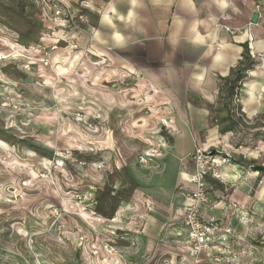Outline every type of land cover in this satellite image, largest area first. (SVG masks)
<instances>
[{
  "label": "rangeland",
  "instance_id": "1",
  "mask_svg": "<svg viewBox=\"0 0 264 264\" xmlns=\"http://www.w3.org/2000/svg\"><path fill=\"white\" fill-rule=\"evenodd\" d=\"M102 3L0 0V264H171L138 235L150 205L135 175L178 108L114 43ZM252 4L264 30V0ZM237 90L220 150L244 172L208 188L245 222L223 264H264V174L251 168L264 164V110L248 118Z\"/></svg>",
  "mask_w": 264,
  "mask_h": 264
},
{
  "label": "crops",
  "instance_id": "2",
  "mask_svg": "<svg viewBox=\"0 0 264 264\" xmlns=\"http://www.w3.org/2000/svg\"><path fill=\"white\" fill-rule=\"evenodd\" d=\"M107 1L100 8L104 10L102 25L110 28V37L118 47L125 45L135 69L159 78L170 102L178 108L165 119L168 126L158 141L140 152L158 147L161 155L136 170L138 192L150 205L146 224L138 235L156 254L171 251V258L165 257L171 264H191L183 216L192 203L185 194L195 189L190 181L195 146L224 154L220 150L224 133L219 125L226 117L219 111L224 86L264 51V30L251 21L256 13L253 0ZM224 25L242 31L231 35ZM240 94L248 118L263 112L264 63L243 79ZM243 165L237 159L224 164L223 181H236L244 172L240 169ZM255 166L264 164L251 165L255 172L264 174ZM211 189L212 185L202 215L217 226L212 228L204 256L207 264H223L227 243H233L245 222L231 206L234 197L215 199Z\"/></svg>",
  "mask_w": 264,
  "mask_h": 264
},
{
  "label": "built area",
  "instance_id": "3",
  "mask_svg": "<svg viewBox=\"0 0 264 264\" xmlns=\"http://www.w3.org/2000/svg\"><path fill=\"white\" fill-rule=\"evenodd\" d=\"M54 12L57 16L66 15L70 18V9L66 6H57ZM224 30L231 35H237L242 31L241 28H234L228 25L223 26ZM238 95H236L237 97ZM82 121V116L78 114L75 118ZM161 155L158 147H151L140 155V162L147 164L154 158ZM195 160L194 172L190 175V181L195 186L193 192L185 194L192 200V203L184 209L183 224L188 228L189 256L192 259L191 264H207L204 256L205 250L210 245V236L212 228L217 224L213 220H207L202 215V205L209 202L208 178L221 179V169L229 160L228 156L221 153H214L195 146L193 153Z\"/></svg>",
  "mask_w": 264,
  "mask_h": 264
},
{
  "label": "trees",
  "instance_id": "4",
  "mask_svg": "<svg viewBox=\"0 0 264 264\" xmlns=\"http://www.w3.org/2000/svg\"><path fill=\"white\" fill-rule=\"evenodd\" d=\"M31 1L32 0H28ZM255 62H250L248 65H244L242 67V71L238 72L237 76L234 79H228L224 86V97H223V106L222 108H220L219 111L225 112L226 113V117L224 118L223 122H227V126L223 127L222 132L225 133L227 131H231L234 129V125H236L238 123L237 120H235L234 118V114H233V107H232V97L236 94H238L237 88H241V82L243 81L244 78H246L248 76V71L252 70L253 65ZM240 85V87L238 86ZM221 123V122H220ZM214 153H217L216 151H213ZM256 170L260 171V172H264V166H255L254 167Z\"/></svg>",
  "mask_w": 264,
  "mask_h": 264
},
{
  "label": "water",
  "instance_id": "5",
  "mask_svg": "<svg viewBox=\"0 0 264 264\" xmlns=\"http://www.w3.org/2000/svg\"><path fill=\"white\" fill-rule=\"evenodd\" d=\"M258 19H259V14L258 13H255L252 17V22L253 23H257L258 22Z\"/></svg>",
  "mask_w": 264,
  "mask_h": 264
}]
</instances>
